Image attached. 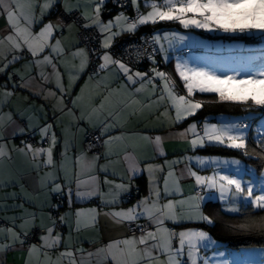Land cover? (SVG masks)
Segmentation results:
<instances>
[{
    "label": "snow or ice",
    "instance_id": "snow-or-ice-1",
    "mask_svg": "<svg viewBox=\"0 0 264 264\" xmlns=\"http://www.w3.org/2000/svg\"><path fill=\"white\" fill-rule=\"evenodd\" d=\"M144 4L151 8L147 14L140 12L137 0H0V16L6 18V26L0 29V76L6 77L0 84V165L11 161L14 153L30 159L39 189V193H25L32 209L23 204L8 206L23 212L7 217L13 227L0 228V256L20 251L25 254L24 264H247L244 250H238L231 261L221 259L225 253L212 250L217 241L205 228L184 225H215L214 217L203 211L205 199L212 195L218 196L230 214H240L242 196L253 212L264 213V188L257 195L251 180L224 171L229 165L239 170L243 161L238 156L189 153L225 146L241 156L255 157L264 177V120L258 121L253 138L256 146L249 149V125L243 120L210 123L207 118H196L206 103H229L243 106L255 119L250 110L264 107V88L259 86L264 83V59L258 66L254 62L240 68L224 67L221 61L224 74L177 62L175 71L185 93L178 94L172 76L156 66L158 53L167 60L168 49L178 38L175 29H154L136 41H125L119 52L114 38L124 31L134 35L138 26L157 20L177 21L184 28L232 32L264 30V25L240 18L211 22L206 10L218 4L251 7L237 5L236 0H144ZM129 5L137 13L133 18L125 15ZM53 13L55 18L50 19ZM103 13H108L107 20ZM21 60L25 63L19 69L12 68ZM142 61L147 62L143 69L138 67ZM85 76L73 95L77 81ZM156 78L163 85L159 95ZM116 81L118 86L112 87ZM17 88L50 101L51 116L45 104L37 107L34 103L4 112ZM197 93L215 94V100L197 99ZM141 94H147L146 103L137 99ZM161 107L164 110L155 123L144 128L127 126L144 109L159 111ZM181 124L187 126L180 129ZM165 127L168 132L162 131ZM170 136L187 144L183 154L154 163L167 156L162 145ZM17 137H24L19 145ZM148 148L151 155L145 154ZM208 164L212 172L202 174ZM183 180L192 181L187 191ZM140 181L147 195H139ZM8 185L9 181L0 180V186ZM133 192L137 198L128 207L119 206L131 200ZM53 196L60 199L53 202ZM93 200L98 204L75 207ZM102 217L107 239L87 238L90 247L84 248L83 238L73 232L99 231ZM64 225L67 236L61 230ZM231 227L264 234V215L246 214L243 222Z\"/></svg>",
    "mask_w": 264,
    "mask_h": 264
},
{
    "label": "crops",
    "instance_id": "crops-1",
    "mask_svg": "<svg viewBox=\"0 0 264 264\" xmlns=\"http://www.w3.org/2000/svg\"><path fill=\"white\" fill-rule=\"evenodd\" d=\"M108 7L112 8L113 5L110 3L108 5ZM126 14L127 13L125 12V15ZM115 15H116V12L113 11V17ZM49 18L54 19L55 17L53 15H51ZM103 18L105 20H107L108 13H103ZM149 23H151V22H148L147 24H149ZM5 26H6V18L3 16H0V29L4 28ZM174 26H175L174 29L176 30L177 26L176 25H174ZM138 27H140V26H138ZM114 31L119 32V29H114ZM126 32L127 31L121 32L119 35L126 33ZM179 35L181 36V34H179ZM160 55H161V59L164 63L167 64V63L171 62L172 70H173V71H171V75H173L176 78V80L178 81L175 83H179L182 87V80L179 78L178 73L175 71L176 62L172 63V60H168V58H167V60H165L162 53H160ZM24 63H25V61L21 60V61H19V63L13 64L12 68L19 69L21 67V65ZM48 70L51 71V69H48ZM161 71L169 73V72L163 70L162 68H161ZM33 74H35V73H33ZM85 78H86V76L82 77L79 81H77L73 95H75V92H78L80 89V86L84 84ZM156 79H157V83L159 85L157 87V95H159L163 85H162V83H160L159 78H156ZM5 80H6L5 76H0V84L4 83ZM64 80H65V83H67V76L64 77ZM118 84H119V81H116L112 84V87H117ZM47 87H54V85L49 84V85H47ZM181 89H182V91L174 88V90L178 94H185L184 89L183 88H181ZM146 95L147 94H141L140 96L137 97V99L146 103ZM25 96L28 97L27 100L23 99V97H25ZM152 98L155 99V96H153ZM33 103L37 107L41 104H45L46 109L49 111V116H51V111H50V103L51 102L50 101L46 102L43 99H41L39 96L32 95V93L30 91L21 90L20 88L16 89V95H14L11 98L10 103L4 107L3 111L8 112L9 110H12L13 112H15L14 106H18L20 108H27L29 105H31ZM97 103H99V101H97ZM163 110H164L163 107H161L159 109V111H156L155 109H153V110L144 109L142 114H138L136 116L131 117L127 126L129 128H144L145 125H151V124L155 123V117L158 116L161 112H163ZM250 111H254L255 117L257 116L258 111L256 110L255 106ZM36 114L40 115V113H38V112ZM173 114H174V111H173ZM263 117L264 116L260 117V119L258 118L256 120L255 125L253 126V136L254 137H256V135H257V133H256L257 123ZM16 118L20 119L18 116ZM204 118H207L210 123H229V122H235L236 120H239L240 118H253V117L251 115H247L244 112L243 114H237V115H228V114L216 115V114H213L212 116L211 115L202 116L200 118L198 117L197 119L203 120ZM41 123H43V120H41ZM186 126H187L186 124H181L178 126V128L182 129ZM176 130H177L176 128L172 129L173 132ZM162 131L168 132L169 129L167 127H165L164 129H162ZM198 131H200V134L202 135V129H198ZM246 131H247V129H246ZM57 133L59 134V129H57ZM190 138H191V134H189V139ZM22 139H24V137H17L15 140V143L17 145H19L20 140H22ZM35 139L38 140V137H36ZM162 146L165 149V151L167 152V156L164 158H158L157 160L153 161L154 163H162L163 159H165V158L170 160L174 156L182 155L184 152V149L187 147V144L181 138H178L176 136H170V137H166ZM223 147H225V146H223ZM57 150H59V148ZM145 154L151 155L152 154L151 148L146 149ZM189 154H192V155H194V154L219 155V156H226V157L236 156V155L231 154V153H227V154H206V153H202L199 149H197L196 153H189ZM240 158L242 159L243 163L240 165L239 170H237L236 166L229 165L227 168L224 169V171H226L229 174L236 175L238 178H242L245 181L251 180L253 182V184L257 187V191L255 194H257V195L260 194V190L262 188H264V185L261 184V180L264 179V177L260 176V171L262 170L261 163H256L255 160L248 161V160L244 159L243 157H240ZM180 167H183V165L182 164L177 165V168H180ZM193 167L196 168V170H199L197 168V166L195 165V162H193ZM212 170H213V166L211 164H208L205 166L204 170L202 171V174H210L212 172ZM34 178H35V172L32 170L31 160L22 156V155L14 153L11 161L6 160V161H4V163L2 165H0V180L9 181V185L7 187L0 186V206H2V207H0V219L2 221L0 223V228L13 227V222L10 219H7V217H13V216L19 217L23 212V209L20 207L12 208V207H8V206L13 205V204H23L24 208L32 209L34 207L33 204L30 203L25 198V193H28V194H32L34 192L39 193V189L36 187ZM191 182H192L191 180H183L181 182L182 185H184V187H185V191L188 190V185L191 184ZM162 183H163V174L160 175L161 186H162ZM140 184H141V192H140L141 194L140 195H147V190H146L144 182L140 181ZM21 185H23V191L21 189ZM11 193H15L16 194L15 197L8 195ZM39 198L43 199V195L41 194L39 196ZM57 199H60V197L53 196V202H55ZM214 201L218 202L219 207L221 208L222 211L230 214L226 210V208L222 207V203L219 201L217 195H212V196L205 199V201L203 203V211L206 214L212 215L215 219L216 209L212 205V202H214ZM130 203L131 202L124 203V204L119 205V206L128 207V205ZM248 203H249V201L246 200L243 196L240 197V199H239L240 208L242 205H246ZM94 204H98V200H93L90 203H79L78 202L75 205V207H90ZM64 210H65L64 208L60 209L61 212ZM47 211L53 212V209L45 208V212H47ZM53 215H57L55 210L53 212ZM20 222L21 221L19 219H17L15 221V224L19 225ZM104 223H105V220L102 217L100 220L99 231L89 230V231L81 232L79 234L73 232V236L79 235L81 238H83V240H84L83 247L87 249L90 247V245L87 242V238H95L98 240L99 239H104V240L107 239V237L104 233V230H103ZM169 226H172V225H169ZM184 226L185 227L205 228V230L208 231L205 224L201 223V222L185 223ZM17 230H19V229H17ZM61 230L64 232L65 236H67V233H68L67 225L62 226ZM210 235H211V233H210ZM211 237L213 239H215L212 235H211ZM216 241H217V245H214L212 250L225 253V255L223 257H221V259H226V260L231 261L234 259V256L238 252V250H244L243 259L245 261H247V264H264V246H257V247H251V248H239V249H226L223 246L222 242H220L218 240H216ZM0 242H3L2 238H0ZM208 255H211L210 251L208 252ZM24 256H25V254L20 252V251L10 250L6 254L0 256V259L4 260V264H24Z\"/></svg>",
    "mask_w": 264,
    "mask_h": 264
},
{
    "label": "rangeland",
    "instance_id": "rangeland-1",
    "mask_svg": "<svg viewBox=\"0 0 264 264\" xmlns=\"http://www.w3.org/2000/svg\"><path fill=\"white\" fill-rule=\"evenodd\" d=\"M236 3L237 5H251V7L232 8L228 4L222 6L218 4L214 9H207L206 13L213 23L217 19L235 22L237 18H240L264 25L263 0H236ZM137 4L141 13L147 14L151 10L150 7L145 6L144 0H137ZM125 12L127 13L126 16L131 15V11L126 10ZM203 14L201 13V15ZM158 22L175 23L177 26L178 38L167 52V58L172 60V63H187L190 67L206 68L216 71L217 74H224L225 69L219 65L221 61L225 62L224 67L240 68L241 66H251L254 62L258 66L259 62L264 59V30L254 28L245 29L244 31L236 29L235 32H232V30H205L195 26L184 28L177 21L157 20L155 23ZM151 24L153 23L151 22ZM154 29L155 27L152 25L151 30ZM165 29H174V25ZM136 32L140 31L137 30ZM161 42L167 48V41L162 39ZM187 48H194L196 51L184 52ZM259 86L264 88V83ZM179 88L175 84V89L178 90ZM261 120H264V117Z\"/></svg>",
    "mask_w": 264,
    "mask_h": 264
},
{
    "label": "trees",
    "instance_id": "trees-1",
    "mask_svg": "<svg viewBox=\"0 0 264 264\" xmlns=\"http://www.w3.org/2000/svg\"><path fill=\"white\" fill-rule=\"evenodd\" d=\"M264 2V0H263ZM54 14V13H53ZM154 27L156 26H171V25H176L175 23H155L152 24ZM150 23L145 25V26H140L139 31H146L150 30V27L152 26ZM151 31V30H150ZM188 49V48H187ZM192 51L196 50L194 48ZM190 51V52H192ZM160 57V64L159 67L171 75L172 70V64L171 62L169 63H164L161 59L160 53H158ZM158 67V65L156 64ZM173 80L175 82H178L176 78L171 75ZM18 79V77H17ZM177 84L178 88L180 91H182V87L179 83ZM197 99H203L205 101H212L215 100V94L211 93H206V94H196ZM258 111V110H257ZM244 108L243 106H236L232 105L229 103H206L202 109L199 110L197 117L200 118L202 116H209V115H219V114H228V115H237V114H243ZM249 149L253 148L256 146L255 143L253 142H248ZM202 153L206 154H227L231 153L239 157H243L244 159L248 161H253L255 160L256 163H260L255 157L249 158V157H244L241 156L240 152L237 150H232L223 146H208L204 149H199ZM141 192V189H140ZM213 207L216 209V217H215V225L214 226H207L208 231L211 233V235L218 241L223 243V246L226 249H239V248H251V247H257V246H264V234L259 233L258 231L256 232H240V231H234L232 229V225L239 224L243 222V219L245 218L246 214L253 213L254 215H264L262 212H253L252 207L250 206V203L246 205H242L240 208V214H228L225 213L224 211L221 210L219 207V204L217 201L212 202Z\"/></svg>",
    "mask_w": 264,
    "mask_h": 264
},
{
    "label": "built area",
    "instance_id": "built-area-1",
    "mask_svg": "<svg viewBox=\"0 0 264 264\" xmlns=\"http://www.w3.org/2000/svg\"><path fill=\"white\" fill-rule=\"evenodd\" d=\"M126 10H131V15L129 16L130 18H133L137 15L136 13V10L135 9H132L131 6L129 5L127 7ZM53 16L55 17V13L53 14ZM128 23H131V19H129ZM152 29V26L150 27ZM163 27H158V29H162ZM150 29V30H151ZM150 30H146V31H142V32H135V34H129V33H125V34H122L121 36L117 37L115 40H114V44L117 46V51L119 52L121 49H120V45H123L125 41H136L138 40L139 37L143 36V35H147V34H150ZM142 43V41H141ZM133 57L135 55V53H132ZM125 59H128V57H125ZM156 60H157V65H158V68L160 69L159 67V64H160V57L159 55L157 54L156 56ZM139 68L143 69L145 67H147V62L146 61H142L139 65H138ZM17 79V77H16ZM246 123V122H244ZM29 139H32L31 137H29ZM85 143H86V140H85ZM137 198V194L135 192H133L132 194V198L131 200H128L127 202H130V201H134L135 199ZM54 212V210H53ZM1 219H0V223H1Z\"/></svg>",
    "mask_w": 264,
    "mask_h": 264
},
{
    "label": "clouds",
    "instance_id": "clouds-1",
    "mask_svg": "<svg viewBox=\"0 0 264 264\" xmlns=\"http://www.w3.org/2000/svg\"><path fill=\"white\" fill-rule=\"evenodd\" d=\"M132 8V7H131ZM132 9H135V8H132ZM127 11H131V10H127ZM247 22H251V21H247ZM151 24V23H150ZM152 25V24H151ZM158 27H163L162 29H160V30H163V29H165V28H171L172 27V25L171 26H158ZM158 27H155V29H158ZM174 28H175V26H174ZM151 33L153 32V30H151L150 31ZM123 34H125V33H123ZM122 35V34H121ZM121 35H119V36H121ZM119 36H117V37H119ZM116 37V38H117ZM115 38V39H116ZM114 39V40H115ZM193 49H191V48H188V49H185L184 50V52H190V51H192ZM194 51H196V50H194ZM193 52V51H192ZM262 113H264V107H262L260 110H258V114H257V116L255 117V119H253V118H240L239 120H243V122H246L245 124L246 125H249L248 127H247V131H248V142H253V143H255V141H254V139H253V126L255 125V123H256V120L258 119V118H260V117H262V116H264V114H262ZM141 193H139V195H140ZM130 202H132V201H130ZM126 203H129V202H126Z\"/></svg>",
    "mask_w": 264,
    "mask_h": 264
}]
</instances>
